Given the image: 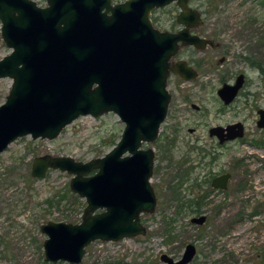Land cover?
Listing matches in <instances>:
<instances>
[{"label":"rangeland","instance_id":"374dc122","mask_svg":"<svg viewBox=\"0 0 264 264\" xmlns=\"http://www.w3.org/2000/svg\"><path fill=\"white\" fill-rule=\"evenodd\" d=\"M200 1L210 10L211 31L228 52L219 48L213 52L217 58L210 60L214 66L203 64L200 87L192 84L186 91L176 77L170 78L168 115L157 139L141 144L155 153L150 183L156 206L153 213L141 214L146 233L117 241L95 240L85 247L80 264H164L160 254L177 260L187 243L196 249L187 264H264V129L256 125L257 109L264 108V0ZM156 17L158 28L169 25L166 14L160 12ZM10 51L0 35V59ZM223 54L225 61L219 64ZM238 72L245 74V88L224 108L216 94L221 86L218 77H235L233 73ZM11 83V78H0V104ZM185 94L188 100L183 99ZM190 102L203 111H192ZM237 121L244 127L242 138L219 146L208 137L209 126ZM123 127L112 112L81 116L53 139L26 135L0 153V264H45L42 242L46 236L40 225L77 223L86 204L69 189L71 175L67 172L49 168L44 177H32L33 159L51 155L87 161L104 156ZM189 128L197 131L190 133ZM198 147L210 151L214 147L215 161L207 164L208 156ZM186 158L190 168L185 172L181 168ZM221 172L230 174L227 187L214 189L210 180ZM174 189L182 200L199 197V214L206 216L203 224L190 222L199 215L190 208H176Z\"/></svg>","mask_w":264,"mask_h":264},{"label":"water","instance_id":"95a60500","mask_svg":"<svg viewBox=\"0 0 264 264\" xmlns=\"http://www.w3.org/2000/svg\"><path fill=\"white\" fill-rule=\"evenodd\" d=\"M172 0H126L107 9L92 8L87 0H0V35L11 51L0 59V78H11L0 104V153L18 137L53 139L80 116L116 114L124 124L116 144L104 156L87 161L70 156L43 155L32 161L30 175L44 177L59 169L71 175L69 189L85 199L77 223L48 221L40 225L46 261L80 264L85 247L95 241H117L146 233L141 213H153L156 196L150 183L153 142L167 113L170 94L166 80L169 59L181 45L202 48L205 39L153 27L149 13ZM185 21L186 0H177ZM107 11H109L107 13ZM184 15V18H183ZM182 76L181 61L172 69ZM243 75L223 84L217 95L225 103L236 96ZM256 125L264 129V109ZM240 122L209 129L219 142L243 136ZM94 171L92 174L90 172ZM229 173L212 180L225 189ZM206 216L191 217L197 225ZM196 253L187 243L179 259L166 253L164 264H187Z\"/></svg>","mask_w":264,"mask_h":264},{"label":"flooded vegetation","instance_id":"af4514ba","mask_svg":"<svg viewBox=\"0 0 264 264\" xmlns=\"http://www.w3.org/2000/svg\"><path fill=\"white\" fill-rule=\"evenodd\" d=\"M125 1L126 0H110V5L123 3ZM87 2H88V5L91 6L92 8H94V9L96 8L97 10L100 9V12H105L107 9V5H106L107 0H87ZM35 3L38 7H41V8H45L48 6L47 0L35 1ZM185 3H186L187 11H188V13H190V15H186L185 18L183 15V18L185 19L184 22H180L178 20V17L182 11V8L179 6L177 0H172L171 2H169L168 4H166L165 6H162V7L152 8L150 10V13H149V19H150L153 27L160 30V31H168L171 33H176L182 29H185L189 35L196 36V37H199L201 39L206 40V44L202 48H197L194 45H181L179 47L177 53L169 59V64H170L171 69H170L169 75L167 76V80H166L167 91H168V86H169V82H170L171 77H176V79L180 81L181 87H185L186 91L189 90V86L192 84L198 85L200 87L201 83H199V78L203 74V70H202L203 64L208 65L210 67L211 66L213 67L214 65H212V62H210V60L212 58H217V55L213 54V52L219 48L220 49L222 48L221 50L223 51L224 54H226L228 52L227 48L226 49L223 48V46L220 42V39H218V36H216V33L212 32L210 27H209L208 14H210V10L205 8L203 3L200 0H186ZM108 12L109 11H107V13ZM160 12L166 14V16L169 18V21H170L169 25L167 27H165L164 29H160L156 26V24H157L156 15ZM224 54L217 60V62H219V64L222 63L223 61H225V55ZM244 60L245 61L249 60V57L244 56ZM179 61H181V64L184 67L182 76L179 73L174 72L172 70L174 68V66H176L178 64ZM235 74H237V75L235 77L233 76L234 79L231 76H226V77L225 76L224 77L219 76L218 80H217L218 83H221V86L225 83L226 84H234L236 77L239 74L243 75V83H242L241 87L239 88L236 96L233 98V100L231 102L225 104L217 95L218 99H220V101L222 103V107H224V108L230 106L231 103H233V101H235L237 99V97L239 96V94L242 92V89L245 88V83H246L245 74L242 72L233 73V75H235ZM220 87H218L216 89V94H217V90ZM188 98L189 97L187 94L183 95V99L188 100ZM170 100H171V94H170ZM170 100H169V103H170ZM169 103H168V105H169ZM190 109L194 112H202L203 111V107H201V106H199L193 102H190ZM258 109H264V108H258ZM186 111L191 112L190 110H186ZM167 115H168V108H167L166 116ZM258 117H259V115H258ZM237 122H240V121H237ZM234 123H236V122L224 123L222 125L216 124V125L209 126L207 129V135L209 138L214 139L216 141V144L219 146L225 145V144H227L230 141H233L235 139H239V138H235L233 140H225L224 142L221 143V142H219V139L216 136H210L209 135V129L211 127H214V126L226 127V126L234 124ZM243 129H244V127H243ZM188 131L190 133H194L197 131V128H189ZM243 135H244V133H243ZM146 148H144V149H146ZM198 149L201 153H203V155L208 156L207 164H211L215 161L216 153L214 151V147H212L211 151H210V149L206 150L202 147H198ZM205 156H203L202 159ZM154 158H155V153H154ZM187 160L188 159L186 158L183 161L182 167H185V168L188 167V164H187L188 161ZM153 166H154V159H153ZM224 173H228V172H221L218 174L216 173V175H214L211 178L210 186L212 188H214L211 184L213 178H215L221 174H224ZM214 189H218V188H214Z\"/></svg>","mask_w":264,"mask_h":264},{"label":"trees","instance_id":"16d2710c","mask_svg":"<svg viewBox=\"0 0 264 264\" xmlns=\"http://www.w3.org/2000/svg\"><path fill=\"white\" fill-rule=\"evenodd\" d=\"M255 62H252V64H254ZM258 67H260L259 63H258ZM263 142V140H261ZM187 168L189 169L190 167H183L181 168V171H187ZM185 172L183 175H185ZM175 188V187H174ZM178 190L177 189H174V192L176 193ZM176 203H177V209L180 211L182 210H185L187 208H190V211L194 212V213H201V205H200V199L199 197H196L193 199V201L190 199V200H187V199H184L183 200L181 199V197L179 196V193L177 192L176 193ZM188 204V205H187ZM165 224H169V221H164ZM45 264H47L48 262L44 261ZM60 263V262H59ZM49 264H52V263H49Z\"/></svg>","mask_w":264,"mask_h":264},{"label":"bare ground","instance_id":"6f19581e","mask_svg":"<svg viewBox=\"0 0 264 264\" xmlns=\"http://www.w3.org/2000/svg\"><path fill=\"white\" fill-rule=\"evenodd\" d=\"M140 217H141V215H140ZM191 219V218H190ZM191 222V221H190ZM195 224V223H194Z\"/></svg>","mask_w":264,"mask_h":264}]
</instances>
